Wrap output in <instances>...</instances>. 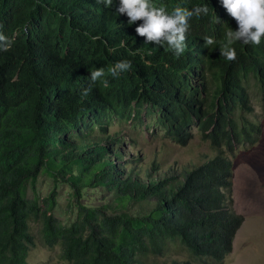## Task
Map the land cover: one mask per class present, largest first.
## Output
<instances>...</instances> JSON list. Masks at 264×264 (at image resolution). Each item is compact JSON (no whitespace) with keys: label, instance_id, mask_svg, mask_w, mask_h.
Returning <instances> with one entry per match:
<instances>
[{"label":"trees","instance_id":"16d2710c","mask_svg":"<svg viewBox=\"0 0 264 264\" xmlns=\"http://www.w3.org/2000/svg\"><path fill=\"white\" fill-rule=\"evenodd\" d=\"M152 2L169 13L208 6L191 20L181 56L166 43H145L135 33L141 21L129 25L97 0H0V32L12 42L0 50V264H28L32 222L69 264H226L232 255L245 222L233 198L235 150L257 145L264 133L251 119L258 104L264 108V38L236 41L237 59L228 61L220 45L238 26L215 0ZM205 37L216 43L206 47ZM125 59L132 68L112 77L109 69ZM99 68L104 76L93 84L90 72ZM145 108L158 138L185 146L198 131L215 155L177 186L172 176L124 177L129 165L115 160L129 136L111 128L141 120ZM43 173L53 190L29 199L28 184L36 191ZM61 184L76 199L69 225L53 214ZM88 187L114 191L115 204H81ZM132 202L154 206L132 215Z\"/></svg>","mask_w":264,"mask_h":264},{"label":"rangeland","instance_id":"374dc122","mask_svg":"<svg viewBox=\"0 0 264 264\" xmlns=\"http://www.w3.org/2000/svg\"><path fill=\"white\" fill-rule=\"evenodd\" d=\"M252 96L257 103L258 96ZM260 106L258 104L251 119L259 118V122L264 124L263 107ZM117 131H121L122 137L129 136L124 139L125 144L121 148L122 158L115 160L117 165L124 162L129 165L124 177L131 173L133 177L139 176L147 181L149 177L161 179L172 176L178 178L172 183L177 186L186 170L211 159L217 151L208 141L200 139L198 131H195V137L185 146L158 138L154 134L152 117L147 116L146 110L142 114V120L135 121L128 129L118 124L111 128V133L115 134ZM261 138L250 149L244 147L235 150L237 155L234 160L233 198L235 208L244 215L245 222L234 239L233 252L226 264H264V133ZM131 140L135 143L130 142ZM53 185L52 178L43 173L36 183V191L28 184L27 196L33 199L36 194L42 200L49 196ZM71 189L69 184H61L57 188L58 205L53 214L64 225H69L76 217V199L71 197ZM84 192L81 200L83 205L100 207L104 204H115V192H108L104 187H88ZM153 206L152 202L148 206L145 204L148 211ZM127 207L126 212L132 215L142 214L146 210H142L134 202ZM115 211L118 212L119 209ZM30 231L34 237V245L29 252L28 264H69L63 258L61 247L47 245L40 223L32 222Z\"/></svg>","mask_w":264,"mask_h":264},{"label":"clouds","instance_id":"9594fccd","mask_svg":"<svg viewBox=\"0 0 264 264\" xmlns=\"http://www.w3.org/2000/svg\"><path fill=\"white\" fill-rule=\"evenodd\" d=\"M97 3L104 8L114 10L117 14L126 15L129 25L141 21L135 28V33L139 37L145 38V43L148 44L162 45L166 43L177 57L185 51L186 34H189L191 20L195 15H206L209 11L207 5L191 8L176 6L169 13L165 6H156L152 0H97ZM214 7L218 8L219 12L228 20L236 22L238 26L236 30L228 28L225 32V40L220 45V54L223 57L228 61L237 59L236 50L232 47L236 41H240L244 45L260 44L261 39L264 38V0H215ZM216 22H221L218 16H216ZM204 41L206 47L216 43L212 37H205ZM11 43V40L0 32V50L7 51L11 47ZM121 46H123V42ZM131 68L132 62L125 59L116 62L109 72L112 77H118ZM103 76V68L90 72L93 84ZM102 83L108 87L107 79H104ZM90 90V88L84 89L81 95L87 97ZM251 94L257 95L254 89H251ZM145 110L148 112L147 108ZM129 125H124L125 129H128ZM117 133H121V131H117Z\"/></svg>","mask_w":264,"mask_h":264},{"label":"flooded vegetation","instance_id":"af4514ba","mask_svg":"<svg viewBox=\"0 0 264 264\" xmlns=\"http://www.w3.org/2000/svg\"><path fill=\"white\" fill-rule=\"evenodd\" d=\"M263 109V113H264V108H262ZM254 147V146H253ZM250 149V148H249Z\"/></svg>","mask_w":264,"mask_h":264}]
</instances>
